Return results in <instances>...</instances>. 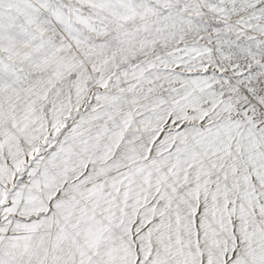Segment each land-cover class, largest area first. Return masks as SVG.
Listing matches in <instances>:
<instances>
[{
  "label": "snow or ice",
  "instance_id": "obj_1",
  "mask_svg": "<svg viewBox=\"0 0 264 264\" xmlns=\"http://www.w3.org/2000/svg\"><path fill=\"white\" fill-rule=\"evenodd\" d=\"M0 264H264V0H0Z\"/></svg>",
  "mask_w": 264,
  "mask_h": 264
}]
</instances>
